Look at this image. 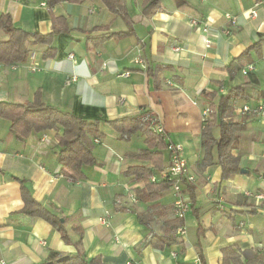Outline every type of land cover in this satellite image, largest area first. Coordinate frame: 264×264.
Masks as SVG:
<instances>
[{
    "label": "crops",
    "instance_id": "1",
    "mask_svg": "<svg viewBox=\"0 0 264 264\" xmlns=\"http://www.w3.org/2000/svg\"><path fill=\"white\" fill-rule=\"evenodd\" d=\"M255 1L160 0L142 15V0H126L130 23L90 2L48 8L45 0H0V14L24 31L49 33L52 16L59 15L70 26L69 32L55 35L54 57L42 59L44 46L31 45L25 62L0 63V102H32L38 94L45 104L99 121L148 110L167 139L183 146L194 177L182 184L189 209L180 242L151 245L147 237L165 230L147 207L171 205L173 192L170 188L152 203L135 198L134 189L143 184L124 173L138 163L127 157L135 149L124 146L113 130L103 125L104 134L91 137L94 163L73 181L58 162L56 130L32 132L19 141L10 122L0 117V262L50 264L49 255L56 252L61 257L80 253L87 260L99 256L101 264H197L198 254L203 264H264V198L245 194L264 195V115L254 111V101L234 102L233 118L245 120V128L232 154L246 173L223 178L219 165L203 166L200 140L207 94L216 102L251 75L264 102V42L253 47L264 36V0L251 17ZM227 13L236 18L234 25L224 18ZM190 18L208 23L209 47L200 28L189 25ZM129 26V33L117 35ZM6 38L0 31V41ZM245 50L244 67L254 69L231 75L227 65ZM138 57L141 63L134 62ZM123 72L128 74L120 76ZM244 104L251 110L242 112ZM134 136L143 147V137ZM165 159L164 168L166 149ZM19 180L62 225L68 241L49 221L23 212ZM103 216L108 225L99 223Z\"/></svg>",
    "mask_w": 264,
    "mask_h": 264
},
{
    "label": "trees",
    "instance_id": "2",
    "mask_svg": "<svg viewBox=\"0 0 264 264\" xmlns=\"http://www.w3.org/2000/svg\"><path fill=\"white\" fill-rule=\"evenodd\" d=\"M92 3L97 4L114 15H119L124 21L133 23L127 14L126 0H45V5L52 8L58 3ZM160 0H142V15L159 5ZM129 23V24H130ZM0 31H3L7 38L0 41V63L20 64L27 60L30 54V46L43 45L41 52L42 59L46 60L56 55L54 46L55 35L69 32L70 26L67 17L63 15L52 16V28L49 33L41 34L38 32H27L17 28L12 24L9 15L0 14ZM131 28L117 35L129 33ZM264 42V36L253 45L260 46ZM246 50L234 58L226 69L231 75L241 71L246 62ZM250 73V72H248ZM247 73V74H248ZM263 92L259 88L257 79L249 76L242 84L230 88L226 93L219 95L216 102L211 100L208 104V117L202 122L200 132L203 156L201 163L203 166L217 164L221 167L222 177L228 178L234 173H238L241 165L239 158L232 154L236 149L240 133L245 128V120H235L233 118L235 106L234 102L238 99L244 102H256L262 98ZM0 117L10 122V130L19 141L32 132H41L47 129L57 131L58 155L57 159L62 167L63 175L75 181L84 176V167L94 163L92 152L93 144L91 137H101L104 132L101 126H106L113 130L120 140L129 141L132 136L140 135L143 137L144 146L135 152L127 155L128 158L138 161L133 166H128L124 173L132 181L142 183L143 189L135 188L134 196L140 201L153 202L161 193L170 190L171 182L167 180L151 181V176L155 171H160L165 166L166 143L161 141L153 129L155 119L148 110L139 111L133 116H123L104 121L88 120L75 116L71 112L61 111L51 105L45 104L40 100L38 94L32 102L15 103L0 102ZM219 128V136L216 138L212 134L213 128ZM213 151V154H212ZM215 155V156H214ZM21 197L24 203L23 212L31 217H41L55 226L61 234L63 240L68 241L66 232L61 224L57 222L52 214L41 204L35 201L24 181L19 180ZM173 204L160 206L151 204L147 207L148 213H156L164 222L165 233L162 235L150 234L147 243L151 245L170 247L179 241L182 236L179 228L184 229L183 218L172 215ZM232 212L226 213L229 216ZM174 216V217H173ZM197 264H203L202 255L198 254ZM61 256L56 252L49 255L50 264H101L99 256L90 260L84 258L80 253L71 254L63 261H58ZM47 263V262H46Z\"/></svg>",
    "mask_w": 264,
    "mask_h": 264
},
{
    "label": "built area",
    "instance_id": "3",
    "mask_svg": "<svg viewBox=\"0 0 264 264\" xmlns=\"http://www.w3.org/2000/svg\"><path fill=\"white\" fill-rule=\"evenodd\" d=\"M261 3H262L261 0H256L253 3V7L249 10V15L251 17L255 16L256 7H258ZM224 18L232 25H234L236 22V18L228 13L224 14ZM188 22L190 26L200 28V30L203 32L205 36L203 39L204 45L206 47H209L212 43V36L209 32L208 23L206 21H200L194 18H190ZM69 57L71 58L72 55H69ZM134 62L141 63V60L138 57L134 59ZM32 68L35 69L36 66H33ZM253 69H254V66L252 64H249L242 69V73L247 74ZM127 74L128 72H123V73H120L119 75L126 76ZM240 109L242 112L251 110V108L247 104H244L243 106H241ZM254 111L259 112L264 115V102L261 99L256 102ZM208 113H209V109L208 107H206L202 114V120H201L202 122L206 120V118L208 117ZM152 131L155 134H157L164 143H166V151L168 153L169 164L164 169L159 171L158 174H153L150 180L156 181L157 178H160L161 180H167L171 182V190L174 196V201L172 203L173 204L172 213L177 218H184L186 212L189 209V203H188V198L182 188V184L192 182L194 180V177L188 173L187 163L183 156V146L179 143H175L167 139V134L164 130L163 125H161V123L157 121L153 123ZM245 194L248 196H253V198L255 199L264 198L263 194H253L252 195L249 192H245ZM98 221L99 223L103 225H108L107 216L100 217ZM178 232L181 235L185 233L183 228H179ZM197 262H198V259H197ZM0 264H4V263L0 262Z\"/></svg>",
    "mask_w": 264,
    "mask_h": 264
},
{
    "label": "rangeland",
    "instance_id": "4",
    "mask_svg": "<svg viewBox=\"0 0 264 264\" xmlns=\"http://www.w3.org/2000/svg\"><path fill=\"white\" fill-rule=\"evenodd\" d=\"M55 94H56V96H58L57 93H55ZM64 111H66V110H64ZM212 134H213L214 137L217 136V134H218L217 127L216 128H213ZM131 138H132V140L130 142H126V143L124 141H120V142L123 143V144H126L124 146H128V147H130L132 149H135V151H136L138 149V147H141V146H139V144H141V143H140V141H138L140 137L139 136H132ZM212 154H213V151H212Z\"/></svg>",
    "mask_w": 264,
    "mask_h": 264
},
{
    "label": "water",
    "instance_id": "5",
    "mask_svg": "<svg viewBox=\"0 0 264 264\" xmlns=\"http://www.w3.org/2000/svg\"><path fill=\"white\" fill-rule=\"evenodd\" d=\"M247 172V170H245V169H243V168H241L240 169V173H246ZM60 221H62V220H60ZM69 256H62V257H60L59 259H58V261H63V260H65V259H67Z\"/></svg>",
    "mask_w": 264,
    "mask_h": 264
}]
</instances>
